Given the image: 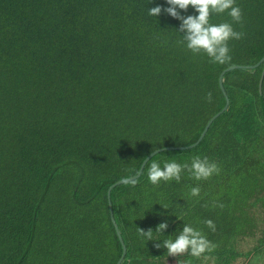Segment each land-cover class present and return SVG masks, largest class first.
<instances>
[{
    "label": "trees",
    "instance_id": "obj_1",
    "mask_svg": "<svg viewBox=\"0 0 264 264\" xmlns=\"http://www.w3.org/2000/svg\"><path fill=\"white\" fill-rule=\"evenodd\" d=\"M236 5L243 27L227 12L211 20L246 33L221 65L187 50L182 21L148 14L167 0H0V264H116L122 244L111 212L126 246L120 264H242L264 252V61L224 72L227 107L197 144L176 147L193 143L224 105L221 70L264 54V0ZM159 147L108 197L112 182ZM197 155L220 174L149 181L153 161ZM185 224L217 246L207 261L162 247Z\"/></svg>",
    "mask_w": 264,
    "mask_h": 264
},
{
    "label": "clouds",
    "instance_id": "obj_2",
    "mask_svg": "<svg viewBox=\"0 0 264 264\" xmlns=\"http://www.w3.org/2000/svg\"><path fill=\"white\" fill-rule=\"evenodd\" d=\"M166 9L157 6L148 10L150 16L158 17L162 11L172 17L182 21L179 31L185 33L182 36L181 43L186 45L193 55L201 53L206 54L211 63L227 64L232 61L231 49L229 42L231 40H241L246 33L235 30L233 23L222 22L214 24L211 22L214 15L227 14L234 23H238L243 27L244 14L240 6L236 5V0H167ZM189 7L196 10L198 15L182 16L180 11H187ZM205 99L208 103L213 102V94L207 92ZM187 171L196 181L209 180L213 175H219L221 166L209 157L194 156L191 162L183 164L178 163L175 159H169L163 163L161 167L159 162L153 161L148 168V179L153 185H159L161 181L180 182L182 173ZM202 189L199 186H190V196L199 197ZM208 207L207 204L204 205ZM212 207L223 208V203L213 202ZM164 207V206H163ZM165 208V207H164ZM204 223L212 229L216 230L213 220L208 219ZM169 227L167 222L160 223L155 232H163ZM139 234L147 240H152L153 231L151 229L145 231L138 228ZM158 248L161 245H156ZM167 249V255L173 257H182L187 254L196 259L207 261L209 256L217 247L214 243L207 239L202 231L197 230L189 224H185L183 230L175 239H167L163 241V246ZM178 264H192V260H178Z\"/></svg>",
    "mask_w": 264,
    "mask_h": 264
},
{
    "label": "water",
    "instance_id": "obj_3",
    "mask_svg": "<svg viewBox=\"0 0 264 264\" xmlns=\"http://www.w3.org/2000/svg\"><path fill=\"white\" fill-rule=\"evenodd\" d=\"M264 61V54L257 60V62L253 63V64H231L229 66H226L225 68H223L221 70V72L219 73V76H218V83H219V86L225 96V103L224 105L222 106L221 109H219L218 111H216L213 115H211L209 117V119L207 120V122L205 123L200 135L198 136V138L191 144H188V145H178L176 147L178 148H186V147H192L194 146L195 144H197L199 142V140L204 136L206 130L208 129L209 125L211 124V122L227 107L228 103H229V98H228V95L225 91V88H224V85H223V81H222V77H223V74L224 72L228 71L229 69H232V68H235V67H254V66H257L259 65L261 62ZM263 76V72L261 73V77ZM261 86V78H260V81H259V87ZM172 147V146H170ZM163 147H159V148H156L155 150L149 152L142 160L139 168H138V171L133 174V175H130V176H126V177H123V178H120V179H117L116 181L112 182L109 186H108V189H107V195L108 197L110 196V191H111V188L121 182H124V181H127V180H130V179H134L136 177H138L140 175V173L142 172V169L146 163V161L157 151L161 150ZM109 206H110V201H109ZM111 207V206H110ZM111 219L113 221V224H114V227L116 229V233L121 241V244H122V252H121V255L120 257L118 258L116 264H120L122 258L124 257V254L126 252V246L124 244V241L122 239V236L120 234V231L118 229V226L114 220V217L112 216V212H111Z\"/></svg>",
    "mask_w": 264,
    "mask_h": 264
},
{
    "label": "rangeland",
    "instance_id": "obj_4",
    "mask_svg": "<svg viewBox=\"0 0 264 264\" xmlns=\"http://www.w3.org/2000/svg\"><path fill=\"white\" fill-rule=\"evenodd\" d=\"M245 240V239H244ZM243 242L245 244H243V247L246 248V247H250V243L251 241H244ZM252 241H254V239H251ZM243 259H245V257H240L237 261H236V264H240ZM242 264H264V252L263 251H259L258 253L255 254V256H252L250 257L249 260H247L246 263H242Z\"/></svg>",
    "mask_w": 264,
    "mask_h": 264
}]
</instances>
